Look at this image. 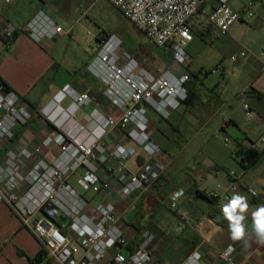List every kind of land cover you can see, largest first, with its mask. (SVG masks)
I'll return each instance as SVG.
<instances>
[{
    "label": "built area",
    "instance_id": "1",
    "mask_svg": "<svg viewBox=\"0 0 264 264\" xmlns=\"http://www.w3.org/2000/svg\"><path fill=\"white\" fill-rule=\"evenodd\" d=\"M109 1L152 44L171 49L179 69L159 74L146 72L135 59L124 61L117 52L120 44H108L99 52L90 71L109 85L107 95L111 100H108L115 110H121L119 115L94 109L80 116L93 99L88 92L80 93L67 85L41 109L52 133L33 147L23 139L22 146L6 149L0 164V203L7 204L23 227L36 237L52 264H154L148 249L149 233L131 251L129 245L136 232L121 219L117 207L107 198L116 191L122 198H132L148 190L171 161L149 133L147 108L167 119L188 99L187 84L194 76L186 67L190 55L185 46L193 40L194 16L210 7L208 21L222 35L234 24L253 17L247 9L236 10L231 0ZM23 30L38 42L53 40L64 33L63 27L42 10ZM16 31L11 23L3 27L9 40ZM65 100L70 101L67 106L63 105ZM244 110L246 121H251L253 111L248 103L244 104ZM33 115L34 110L16 92L0 85V151L15 141L19 127L29 126ZM106 139H112L113 144H107ZM259 142L264 144V136ZM138 148L150 161L135 172L127 162L136 156ZM54 149L57 153L50 159ZM110 161L115 165H109ZM75 175L78 186L91 192V197L70 183ZM249 192L257 196L255 191ZM234 194H239L235 184L222 198L229 203ZM170 206L182 220L187 219V213L180 209V196L172 195ZM236 252L235 245L224 248L219 254L223 264H236ZM182 264L207 262L200 250H194Z\"/></svg>",
    "mask_w": 264,
    "mask_h": 264
},
{
    "label": "crops",
    "instance_id": "2",
    "mask_svg": "<svg viewBox=\"0 0 264 264\" xmlns=\"http://www.w3.org/2000/svg\"><path fill=\"white\" fill-rule=\"evenodd\" d=\"M5 2L11 4L12 1ZM42 6L41 0H25L0 10V32H3V27L8 23L13 24L19 31L17 39L5 53H1L4 44L0 39V76L20 96L22 102L34 110L35 115L28 127H19L15 141L8 143L0 154L16 144L22 146L23 139L29 147H33L52 133L40 108L67 85L76 91L78 88L80 93L88 92L93 99L92 104L85 108L80 116L94 109L105 113L115 110L106 98L103 99L106 105L104 102H98V82L90 74L86 77L89 79L86 85L80 84L81 79L68 77L69 72L62 68L54 56L55 43L52 40L38 42L23 30ZM243 7L234 8L244 11ZM210 10L211 8L207 7L196 14L191 20V29L202 36L225 37L221 42L224 57L217 65V72L222 81L219 85L210 87L205 82L198 83L193 78L187 84V88L194 89L192 99L182 103L167 119L157 113L156 115L154 110L148 107L151 110L150 115L147 111L149 133L170 155L166 145L169 131L179 132V126L182 125L191 136L202 135L201 138L205 140L206 127L221 114L219 129L229 134V130L237 127L241 137L235 138V146L231 149L219 153V156L210 157L207 164L202 159L197 160L194 168H180L179 172H183V175L179 179L176 175L179 172L171 173L170 168L175 163V158L170 155L171 161L165 173L148 190L132 198H122L116 191L107 198L115 204L121 219L135 230L134 239L137 236L136 225L146 228L144 234L148 232L150 235L148 249L154 257V264H182L185 257L194 250L203 253L207 264H223L219 254L229 245H235L237 248L236 264H264V242L255 234L252 215L259 207L264 206V154L254 166L247 169L241 164V158L236 155L239 148L254 147L259 151L264 150V144H258L257 141L264 133V100L254 93L259 91L264 94V39L257 40L248 36L250 30L245 26L246 21L234 24L227 34L222 35L218 28L208 21ZM241 53H245V56H241ZM233 56L237 59L232 60ZM61 71L65 72L62 76ZM83 72L82 75L85 73ZM231 72L241 79L232 94L237 100L233 104L232 97H223L225 88L234 81L233 77H230ZM84 85L85 87H81ZM205 91H211V98L206 96ZM69 103V100H65L63 105L67 106ZM245 103L251 106L253 118L251 121L245 119L244 123L242 120L245 118ZM228 106L230 109H227ZM229 140L226 138L225 141ZM126 143L129 144L128 141ZM56 153L57 149H54L49 158L53 159ZM3 160L4 157L0 159V164ZM149 161V157L138 148L136 156L131 158L127 165L136 172L142 164ZM109 165L114 166L115 163L110 161ZM76 177L78 180V175H75L70 182ZM102 177L106 176L102 174ZM210 184L216 186L210 188ZM233 184L248 203L242 221L245 235L241 239H233L230 222L223 213V207L228 203L222 196L229 193ZM168 190L173 195L179 194L180 209L187 213L186 220H182L171 208L170 203L168 204ZM250 190L255 191L257 196L253 197ZM199 191L205 193L209 199L200 195ZM80 192L86 197L92 196L91 192ZM214 194L218 197H214ZM41 250L39 241L23 227L11 208L5 203H0V264H34L33 260Z\"/></svg>",
    "mask_w": 264,
    "mask_h": 264
},
{
    "label": "rangeland",
    "instance_id": "3",
    "mask_svg": "<svg viewBox=\"0 0 264 264\" xmlns=\"http://www.w3.org/2000/svg\"><path fill=\"white\" fill-rule=\"evenodd\" d=\"M5 1L0 0V10H5L25 0H10L12 1L11 4ZM41 1L43 5L41 10L57 21L64 30L62 35L52 40L55 43L54 56L56 60L61 63L62 68H65L70 73L67 74L68 77L81 79L82 83L80 84L86 85L88 83L89 79L86 77L89 74L94 80H97L98 102L101 104H103V99L106 97L107 102L111 100L107 95L109 85L96 78L90 69L97 62L99 52L108 44L115 46L120 44L117 52L123 57L124 61L133 58L139 63L140 68L146 72L159 74L169 69H179L178 65L174 62L171 49L164 50L152 44L145 33L127 20L109 0ZM251 3L253 5L249 6ZM231 4L238 9L244 6V10L247 9L248 12L253 14V17L249 18L245 23V26L250 30L247 35L253 36L257 40L264 39V0H231ZM192 35L194 40L185 46L186 52L192 57H190L186 67L188 69L189 65L188 70L194 75L195 81L198 83L205 82L206 85L215 87L222 81V77L218 72L212 71L217 68V65L224 57V49L221 46V42L225 37L202 36L196 31H193ZM5 52L7 51L3 49L1 53ZM202 70L206 71V73H202ZM82 71L85 72H83L84 75H82ZM62 73L65 72L61 71V76ZM230 77H233L234 81L225 88L223 97L227 99L232 97L231 104H233L237 100L232 94L235 86L240 84L241 79L232 72L230 73ZM85 85L81 87H85ZM76 89L77 92H80L78 88ZM205 93L206 96L211 98V91H205ZM105 105L103 106L105 107ZM42 108L43 106L40 110ZM227 109H230V107L228 106ZM147 111L150 115L151 110L147 108ZM113 112L119 115L121 110H114ZM154 113L156 114L157 112L154 111ZM221 118L222 115L220 114L206 127L204 134L206 133L207 138L205 140L201 138L202 135L198 137H194L195 135L191 136L182 125L179 126V132L172 130L167 133L168 139L166 145L171 153L170 155L175 158V163L170 168L172 174H176L183 167L194 168L197 160L203 159L205 164H207V160L210 157L219 156V153H223L225 150H229L235 146V138L241 137V132L237 127L232 128V131L229 130V134L221 131L219 129ZM242 121L245 123V118ZM240 123L242 124V122ZM263 136L264 133L257 139L258 144H262L259 140ZM226 138L230 140L226 142ZM106 142L110 146L113 144L112 139ZM5 154L6 151L4 150L0 154V158L3 159ZM81 172L79 171V173ZM176 175H178L177 178L179 179L183 175V172H179ZM70 183L78 191L81 190L78 186L77 177L73 178ZM215 186L216 184H210L209 187ZM167 193L170 195L169 204L173 193L169 190Z\"/></svg>",
    "mask_w": 264,
    "mask_h": 264
},
{
    "label": "trees",
    "instance_id": "4",
    "mask_svg": "<svg viewBox=\"0 0 264 264\" xmlns=\"http://www.w3.org/2000/svg\"><path fill=\"white\" fill-rule=\"evenodd\" d=\"M70 34L72 35L71 32H70ZM18 35H19V31H16V33L14 35V38L12 40H9L3 34V32H0V39L3 41L4 50L5 51L9 50V48L11 47L13 42L17 39ZM164 50H167V49L165 48ZM209 73H211V72H209ZM195 77H197V76H195ZM0 85L4 86V88L7 91H13L11 86L1 76H0ZM193 90H192L191 87H188V99L186 100V102H188L189 100L192 99ZM254 93H256V96L258 98L264 100V94H262L259 91H255ZM33 117H35V115H33ZM263 154H264V150L263 151H259L258 149L254 148V147L247 148V149L239 148L236 151V155L241 158L240 162H241V164L243 165V167L245 169L254 166L261 159ZM198 193L200 195H202L203 197L209 199V197L205 193H203L201 191H199ZM136 228H137V236H136L135 239L132 240L131 244L129 245V248L131 249V251L134 250L135 248H137L144 241V236L143 235H144V231L146 230V228H141L138 225H136ZM33 262H34V264H52L51 258L49 257L47 251L45 249H43V248L40 251L39 255L33 260Z\"/></svg>",
    "mask_w": 264,
    "mask_h": 264
},
{
    "label": "clouds",
    "instance_id": "5",
    "mask_svg": "<svg viewBox=\"0 0 264 264\" xmlns=\"http://www.w3.org/2000/svg\"><path fill=\"white\" fill-rule=\"evenodd\" d=\"M247 209L248 203L246 202V198L239 194H234L229 203L223 207V213L230 222L233 239H241L245 235V228L242 221L244 220L243 213ZM252 215L255 234L261 242H264V206L259 207Z\"/></svg>",
    "mask_w": 264,
    "mask_h": 264
}]
</instances>
